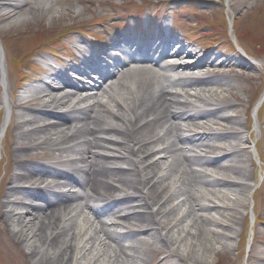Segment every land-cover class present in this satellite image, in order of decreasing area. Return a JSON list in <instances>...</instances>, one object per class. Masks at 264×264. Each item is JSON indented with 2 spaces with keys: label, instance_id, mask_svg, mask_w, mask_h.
<instances>
[{
  "label": "bare ground",
  "instance_id": "obj_1",
  "mask_svg": "<svg viewBox=\"0 0 264 264\" xmlns=\"http://www.w3.org/2000/svg\"><path fill=\"white\" fill-rule=\"evenodd\" d=\"M242 1L229 5L239 12ZM64 3L69 18L87 12H75L70 0H0V35L45 27L47 14L57 23ZM251 19L247 35L264 39L253 34L261 13ZM164 30L117 34L103 46L75 38L76 66L43 57L35 83L16 92L14 76L11 92L0 94L14 114L0 144L12 126L16 168L3 220L38 264H151L149 250L165 264H212L234 251L233 225H245L240 208L255 172L246 121L223 92L252 70L239 54L202 52ZM2 67L6 85V53ZM254 146L264 171L261 144ZM250 256L264 264V252Z\"/></svg>",
  "mask_w": 264,
  "mask_h": 264
},
{
  "label": "rangeland",
  "instance_id": "obj_2",
  "mask_svg": "<svg viewBox=\"0 0 264 264\" xmlns=\"http://www.w3.org/2000/svg\"><path fill=\"white\" fill-rule=\"evenodd\" d=\"M112 1L113 4L104 3L103 0H70L75 12L81 9L87 11L83 17L69 18V5L64 3L56 7L57 14L61 15V18L56 19L59 20L57 23H51L52 16L47 14L43 19L46 23L45 27L36 26L35 23L26 29L0 35V94L3 95L4 91L10 93L15 84V71L11 66L14 56L22 57V60L19 59V67L24 78L20 76V72H17L15 76H18L19 79L22 78L20 79L22 83L17 88L14 86L15 91L19 92L24 86L35 83L38 77L44 75V73L37 72L36 65L45 67L41 58H49L54 66L62 68L54 61L50 52L58 55L67 53L69 58H64L65 67L76 66V60L81 59V55L75 50L73 44L75 38L90 40L89 44L92 45V42L96 43L94 37L103 39L102 34L106 33L143 34L146 33V24L152 19L157 21L158 25L163 23L165 28H168L171 21L174 20L176 27L181 30L174 31L175 36L188 38L191 43H194L190 45L191 48L199 49L201 46L204 51H213L216 55L222 54L226 57L233 56L235 53L239 54L238 57L244 60L248 67H251L253 77L248 80L241 78L240 81L232 79L231 84L234 89L232 92L224 91L223 94L227 101L237 104L236 113L246 121L248 129L243 128V130L245 136L249 137L247 151L251 155L255 180L250 182L251 188L246 197L245 206L240 208L239 219L241 222L242 217H245V225L244 227L241 223L233 225V238L230 242L235 248L234 251L225 250L212 259V264L217 262L218 264H262L258 259H252L250 254L264 252V185L261 186L264 171L254 146L259 141L264 152V135L258 127L260 126L258 118L261 119L262 126L264 124V39L248 36L247 30L250 29V26L253 27L250 24L251 17L261 13L262 20L257 24L253 34L264 35L262 29L264 0H243L241 3L245 7L239 12L235 7L229 5L231 2L238 3V0ZM84 32L91 34L86 35ZM152 33L156 34V29H152ZM237 35L250 54L249 59L238 45ZM104 38L105 41L100 43L101 46L109 42V35H105ZM16 42H19L20 46ZM4 53H6L9 69L6 85L3 86L1 64ZM221 59L222 57L215 62L218 63ZM260 106L257 116L256 111ZM228 113L233 114L235 111L229 110ZM13 115V111L4 107L0 101V135L4 122L8 121L10 124L13 121ZM14 136L15 130L10 126L2 145L0 144V264H38L39 258H32L28 248L13 238L2 215L6 190L11 182L13 172L16 171ZM39 152H43V150H39ZM31 153L32 160L36 162V153L38 152L34 150ZM69 188L76 189L72 186ZM253 192L255 194L252 195ZM254 204L257 215L253 213ZM154 210L155 207L152 206L148 209V211ZM151 247L154 250L160 248L155 244H152ZM147 256L151 258V264H165L162 253L156 256L152 250H149ZM173 262H177V258H173L170 263Z\"/></svg>",
  "mask_w": 264,
  "mask_h": 264
}]
</instances>
